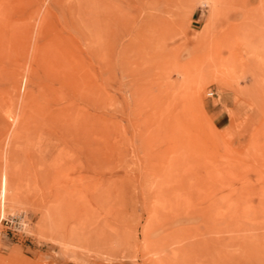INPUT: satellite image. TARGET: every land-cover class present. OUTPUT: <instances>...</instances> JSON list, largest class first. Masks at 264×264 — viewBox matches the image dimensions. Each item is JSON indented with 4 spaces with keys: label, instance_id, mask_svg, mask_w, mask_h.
Segmentation results:
<instances>
[{
    "label": "rangeland",
    "instance_id": "1",
    "mask_svg": "<svg viewBox=\"0 0 264 264\" xmlns=\"http://www.w3.org/2000/svg\"><path fill=\"white\" fill-rule=\"evenodd\" d=\"M263 232L264 0H0V264H252Z\"/></svg>",
    "mask_w": 264,
    "mask_h": 264
},
{
    "label": "bare ground",
    "instance_id": "2",
    "mask_svg": "<svg viewBox=\"0 0 264 264\" xmlns=\"http://www.w3.org/2000/svg\"><path fill=\"white\" fill-rule=\"evenodd\" d=\"M250 243L248 254L252 259V264H264V235L260 237L253 236Z\"/></svg>",
    "mask_w": 264,
    "mask_h": 264
}]
</instances>
